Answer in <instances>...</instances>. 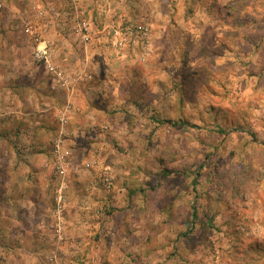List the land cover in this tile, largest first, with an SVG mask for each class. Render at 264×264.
<instances>
[{"label":"rangeland","instance_id":"rangeland-1","mask_svg":"<svg viewBox=\"0 0 264 264\" xmlns=\"http://www.w3.org/2000/svg\"><path fill=\"white\" fill-rule=\"evenodd\" d=\"M0 264H264V0H0Z\"/></svg>","mask_w":264,"mask_h":264},{"label":"built area","instance_id":"built-area-1","mask_svg":"<svg viewBox=\"0 0 264 264\" xmlns=\"http://www.w3.org/2000/svg\"><path fill=\"white\" fill-rule=\"evenodd\" d=\"M37 57H39V58H45L46 59L45 52L42 49H38V51H37Z\"/></svg>","mask_w":264,"mask_h":264},{"label":"trees","instance_id":"trees-1","mask_svg":"<svg viewBox=\"0 0 264 264\" xmlns=\"http://www.w3.org/2000/svg\"><path fill=\"white\" fill-rule=\"evenodd\" d=\"M169 123H172L171 121H168ZM172 124H176V123H172Z\"/></svg>","mask_w":264,"mask_h":264}]
</instances>
